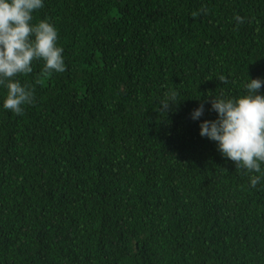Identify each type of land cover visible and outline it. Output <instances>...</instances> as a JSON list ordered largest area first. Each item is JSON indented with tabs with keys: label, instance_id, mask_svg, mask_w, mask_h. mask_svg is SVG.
Returning a JSON list of instances; mask_svg holds the SVG:
<instances>
[{
	"label": "trees",
	"instance_id": "1",
	"mask_svg": "<svg viewBox=\"0 0 264 264\" xmlns=\"http://www.w3.org/2000/svg\"><path fill=\"white\" fill-rule=\"evenodd\" d=\"M42 2L66 70L0 86V264H264V180L199 134L264 80V0Z\"/></svg>",
	"mask_w": 264,
	"mask_h": 264
},
{
	"label": "clouds",
	"instance_id": "2",
	"mask_svg": "<svg viewBox=\"0 0 264 264\" xmlns=\"http://www.w3.org/2000/svg\"><path fill=\"white\" fill-rule=\"evenodd\" d=\"M42 7V0H0V86L7 89L4 108L16 115L23 113V105L33 102V91L15 81V77L18 73H31L34 58L44 60V70L49 74L66 70L63 49L56 46L58 32L55 27L47 19L30 23L33 12ZM201 12L206 14L204 8ZM234 19L237 26L244 23V18L239 15ZM249 81L245 85L248 94L239 98L208 94L218 118L201 123L199 134L216 142L218 151L236 162V170H244L246 175L258 173L250 178V186L255 188L264 180V96L256 94L264 80ZM220 82L227 83V80L221 76ZM176 95L175 92L166 94L158 110L166 112L170 105L176 104L173 103ZM203 112L201 104L191 118L197 120Z\"/></svg>",
	"mask_w": 264,
	"mask_h": 264
}]
</instances>
